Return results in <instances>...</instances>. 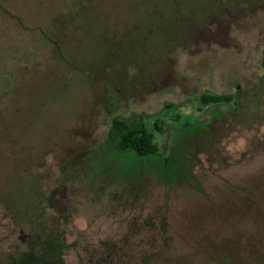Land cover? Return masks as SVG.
Wrapping results in <instances>:
<instances>
[{"label":"rangeland","instance_id":"374dc122","mask_svg":"<svg viewBox=\"0 0 264 264\" xmlns=\"http://www.w3.org/2000/svg\"><path fill=\"white\" fill-rule=\"evenodd\" d=\"M263 46L264 0H0V264H264Z\"/></svg>","mask_w":264,"mask_h":264},{"label":"trees","instance_id":"16d2710c","mask_svg":"<svg viewBox=\"0 0 264 264\" xmlns=\"http://www.w3.org/2000/svg\"><path fill=\"white\" fill-rule=\"evenodd\" d=\"M261 67L264 71V46L261 54ZM231 95H206L200 96V102L204 106L221 105L230 103ZM154 130L159 132L161 128L157 121L153 124ZM192 129L187 125L182 129ZM107 140L112 152L131 162H141L159 158L163 160L166 155L160 153V147L155 141L153 132L146 128L142 116H133L129 119L113 117L111 126L107 132ZM28 243V249L16 261L8 264H59L64 243L56 232L40 235L38 232Z\"/></svg>","mask_w":264,"mask_h":264}]
</instances>
